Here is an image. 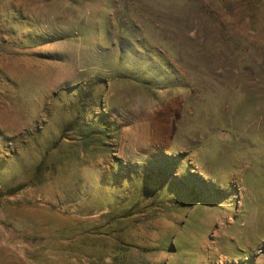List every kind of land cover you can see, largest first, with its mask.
I'll list each match as a JSON object with an SVG mask.
<instances>
[{"label": "rangeland", "instance_id": "374dc122", "mask_svg": "<svg viewBox=\"0 0 264 264\" xmlns=\"http://www.w3.org/2000/svg\"><path fill=\"white\" fill-rule=\"evenodd\" d=\"M0 264H264V0H0Z\"/></svg>", "mask_w": 264, "mask_h": 264}, {"label": "trees", "instance_id": "16d2710c", "mask_svg": "<svg viewBox=\"0 0 264 264\" xmlns=\"http://www.w3.org/2000/svg\"><path fill=\"white\" fill-rule=\"evenodd\" d=\"M119 31H122V28L120 27L119 28ZM142 50V52L145 54V58H144V61L146 63H148L149 65L147 66H139L138 69L136 68V71H134V73H129L128 77H125V78H129L133 81H135L136 83H139V84H142L144 86H148V87H152V86H156L157 87V84L155 82H153V80H150L148 79L147 77H145L147 75V72L151 71L152 68H153V63H152V58L150 57V54L153 52V48L148 45L147 43L145 42H142L141 44H138ZM160 63H163L164 64V69L165 70H170V65L169 63L166 61V59L162 58L160 60ZM153 65V66H152ZM164 73V71H163ZM160 74H161V71H160ZM118 75H121V72L120 70H118L117 68L114 69L113 71V76L115 78H118ZM173 84H175L174 82H169L167 84H164L165 87H172ZM188 84L186 83V86ZM103 126V124H101ZM18 190V188H13V189H10V190H7L6 191V195H12L14 193H16V191Z\"/></svg>", "mask_w": 264, "mask_h": 264}]
</instances>
